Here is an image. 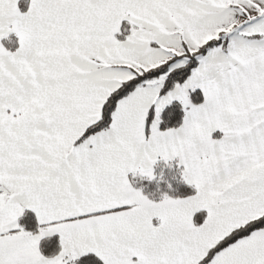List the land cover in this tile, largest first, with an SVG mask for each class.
Here are the masks:
<instances>
[{
    "label": "crops",
    "instance_id": "0c3cea01",
    "mask_svg": "<svg viewBox=\"0 0 264 264\" xmlns=\"http://www.w3.org/2000/svg\"><path fill=\"white\" fill-rule=\"evenodd\" d=\"M262 12L264 0H0V264L89 253L104 264H198L263 215L264 45L208 61L194 85L204 100H189L179 128L158 130L168 104L158 110L156 94H167L152 80L118 102L108 130L78 142L131 66L159 49L141 38L216 39ZM159 159H178L195 193L149 201L137 190L131 175ZM25 209L39 234L19 230ZM54 235L62 250L49 258L41 241ZM208 264H264V229Z\"/></svg>",
    "mask_w": 264,
    "mask_h": 264
},
{
    "label": "trees",
    "instance_id": "16d2710c",
    "mask_svg": "<svg viewBox=\"0 0 264 264\" xmlns=\"http://www.w3.org/2000/svg\"><path fill=\"white\" fill-rule=\"evenodd\" d=\"M25 1V0H22ZM25 9V5L23 7ZM129 33L127 25L122 28V33L118 35L120 40L126 39ZM260 35H255L254 37ZM7 43V40H6ZM220 39H211L201 45L194 52H187V64L175 69L171 68V64L175 59H171L157 67L136 72L135 76L124 81L117 89L112 91L104 104L101 119L91 125L78 142H81L98 132L108 130L111 126L112 116L118 102L132 93L135 89L145 85L147 82L157 79L165 75L164 83L160 93L166 95L174 90L176 86L185 83L192 75L194 69L199 65L201 57L206 56L212 49L219 46ZM11 49L16 46L7 45ZM204 100L199 88L190 91V102L192 105L200 104ZM186 107L179 101L174 100L168 104L161 113L158 125L159 131L179 128L186 117ZM155 116V109L150 108L147 118V131L150 132V126ZM133 186L139 190L149 201H161L166 198L186 197L193 195L196 191L195 186L190 183L185 174L184 166L178 159H159L154 164L149 174L136 173L131 175ZM0 185V191H2ZM19 230L24 233L36 235L40 233L41 225L36 215L28 209H25L19 218ZM264 229V214L254 218L244 225L239 226L230 234L220 240L208 254L198 264H208L215 255L224 248L235 243L236 241L251 235L252 233ZM62 250V241L58 235L46 237L41 241V251L49 258H54ZM69 264H104L103 261L94 254L80 255L69 261Z\"/></svg>",
    "mask_w": 264,
    "mask_h": 264
},
{
    "label": "rangeland",
    "instance_id": "374dc122",
    "mask_svg": "<svg viewBox=\"0 0 264 264\" xmlns=\"http://www.w3.org/2000/svg\"><path fill=\"white\" fill-rule=\"evenodd\" d=\"M256 34L260 36L254 37ZM215 36V38L221 40V43L219 46L215 47L214 50L212 49L207 54L208 56L206 58H200L199 64L201 62V64H203L202 67L199 66V68L194 69L191 77L185 83L176 86L175 89L167 93L166 96H160L159 92L157 91L155 104L158 110H160V108H162V106H164L165 104H169L174 100H179L186 107V104L190 100L189 89L195 88L194 85L196 83V80L201 75L205 65L209 63L208 61L216 59L231 60L233 58L244 56L249 51L263 46L264 12H262L261 16L259 15L251 20H246V22L242 26L236 27L230 32H224L220 35L218 34ZM210 38H212V35L208 34L205 37L189 38L187 40V43H184L183 40L186 41L185 37H183V40L180 41V38H171L172 40H167V38H162L158 35L153 36L150 34L148 36H144L140 41L145 42L148 39V41H150V46H159V49L156 51L152 49V51H154V54H151V58L144 56V59H141V63L135 62L131 67H137V70L134 69L136 73L146 69L157 67L171 59H175V61L171 64L172 69L184 66L187 64V57L185 56L186 53L198 50V48L206 43V40H209ZM142 67H144L145 69H143ZM165 77V75H162L161 77L154 79L155 82H152V85L155 86L159 83L163 85ZM191 90L192 89H190V91ZM154 121H157V116Z\"/></svg>",
    "mask_w": 264,
    "mask_h": 264
}]
</instances>
